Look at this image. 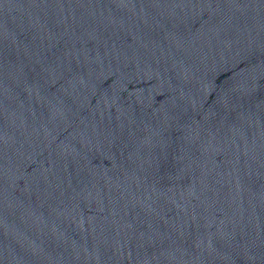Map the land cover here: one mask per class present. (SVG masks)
<instances>
[{
    "label": "water",
    "instance_id": "1",
    "mask_svg": "<svg viewBox=\"0 0 264 264\" xmlns=\"http://www.w3.org/2000/svg\"><path fill=\"white\" fill-rule=\"evenodd\" d=\"M0 264H264V0H0Z\"/></svg>",
    "mask_w": 264,
    "mask_h": 264
}]
</instances>
